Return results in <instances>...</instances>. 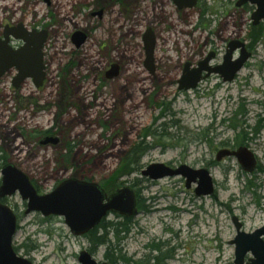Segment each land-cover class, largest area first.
I'll use <instances>...</instances> for the list:
<instances>
[{"label": "rangeland", "instance_id": "1", "mask_svg": "<svg viewBox=\"0 0 264 264\" xmlns=\"http://www.w3.org/2000/svg\"><path fill=\"white\" fill-rule=\"evenodd\" d=\"M37 1L0 0V35L6 25L30 26L37 20V24H61L59 37L65 41L73 30L87 31L97 25V19L91 21L88 14L96 11L98 5L107 12L106 28L114 22L132 25L135 20L131 13L135 0H55L60 6L57 15L46 2L35 7ZM162 1L169 3L166 11L172 25H165L167 15L162 14L159 5L148 18V23L158 30L156 55L163 68L161 79L156 82H144L146 77L137 76L142 72L138 66L143 56L134 28H128L121 36L112 35V44L121 45L124 51L121 61L129 65L116 84L104 86L94 79L102 73L105 63L98 48L92 45L93 35L108 38L106 32L90 34L80 54L69 50V54L57 57L53 71L73 59L79 64L74 77L89 75L90 80L82 82L85 101L76 102L71 115H63L56 122L58 113L52 103L57 97L56 85L36 96V103L45 106L38 110L31 99L35 94L31 83L15 93L12 76L0 80V184L2 168L11 162L34 179L43 192V188L50 190L54 180H46L52 167L46 166V157L40 154L36 130L58 128L57 132L63 133L67 141L83 139L86 144L71 155L72 176L89 177L109 193L130 185L140 199V214L127 224L129 233L120 244L110 236L116 249L109 259L105 246L96 248L93 253L97 262L156 264L153 257L162 255L161 264H234L236 245L232 241L238 234L233 218H239L246 233L264 227V21L254 26L251 16L256 6L237 8L239 0H200L196 8L186 13L177 11L168 0ZM225 4L230 6L228 15L223 12ZM201 18L209 26L192 38L189 31L201 23ZM226 26V38L238 36L255 54L237 78L220 89H215L218 80L214 78L199 92L179 91L174 82L178 79L176 65L181 74L184 63L204 47L212 32L209 29L222 34ZM136 31L142 32L143 28L139 26ZM215 42L222 47V59L225 45ZM54 81L60 83L58 78ZM243 132L247 134L245 145L258 158V169L253 173L244 170L236 157L215 160L224 144H244L239 137ZM155 163L210 167L217 186L215 195L198 197L197 184L188 189L181 176L149 180L142 171ZM3 201L18 217L13 244L20 248L19 255L34 264H81V251L92 248L87 237L76 236L63 217L27 214V201L19 193ZM117 216L110 214L107 222H118ZM156 245L160 251L153 249ZM251 257L248 254L246 261Z\"/></svg>", "mask_w": 264, "mask_h": 264}, {"label": "water", "instance_id": "2", "mask_svg": "<svg viewBox=\"0 0 264 264\" xmlns=\"http://www.w3.org/2000/svg\"><path fill=\"white\" fill-rule=\"evenodd\" d=\"M178 9H193L197 6L199 0H173ZM256 6V11L251 16L253 25L257 26L264 20V0H239L236 6L239 8L245 4ZM4 38L0 39V78L12 68L18 70L13 83L19 86L21 82L36 72L35 76L37 87L42 85L45 78L42 44L47 39V32L39 34V42L30 37L29 32L23 24H19L14 29H4ZM145 64L152 72L154 71L155 51L157 48L156 34L151 29L145 33ZM22 40L24 45L19 50H12L10 47V38ZM77 47L79 48L87 37L84 32L79 31L75 34ZM241 50L238 59L232 60L234 51ZM251 57L247 51L246 43L241 41L238 45H230L224 56V62L217 68H211L209 61L211 56L204 60L203 65L196 71V74L188 73L189 63L179 80L180 90L189 91L197 88L201 76L200 72L207 69L211 73L219 74L224 77L225 82H232L245 66L246 61ZM207 66V67H206ZM116 69L117 65H113ZM57 138L51 136L42 144L56 143ZM237 156L244 170L253 172L255 170L257 159L254 153L248 147H241L235 152L228 149L220 151L218 160L226 156ZM2 183L0 186V264H34L28 257L19 255L13 244L14 238L18 231V217L16 212L2 202L4 198L11 197L19 193L23 200L27 201L26 213L38 212L43 217L60 216L63 217L70 230L77 236L88 235L89 232L97 228L98 225L108 217L110 213L118 214L125 217L137 216L138 198L135 189L132 186H125L118 191L108 194L100 187L98 182L81 181L77 178L68 179L60 184L52 193L39 195L37 189L31 183L27 174L18 169L14 164L9 163L3 166ZM142 174L149 180H161V178L181 176L186 180V185L190 188L193 183L198 186L195 189L197 196H208L213 194V178L206 168L195 169L186 164L180 167H170L164 163H155L142 171ZM233 223L236 226L237 237L232 241L236 245L234 264H264V227L254 232L246 233L242 230L243 223L239 218L234 217ZM253 255L249 262L246 261L248 254ZM79 263L81 264H109L108 262H97L91 252L82 250L79 254Z\"/></svg>", "mask_w": 264, "mask_h": 264}, {"label": "flooded vegetation", "instance_id": "3", "mask_svg": "<svg viewBox=\"0 0 264 264\" xmlns=\"http://www.w3.org/2000/svg\"><path fill=\"white\" fill-rule=\"evenodd\" d=\"M42 1L44 3L46 2V4L48 6H52L54 13L57 15V7H58V9H60L59 8L60 6L56 5L55 0H38L35 7H38ZM168 1L170 2V4L173 3V6L179 12L186 13V10H189L187 8L180 10L175 5L173 0H168ZM134 2H135V6H134V9H132V11H131V13L133 12L135 14L134 15L135 20H133L134 25L133 24L129 25L128 22H124V23L114 22V23H111V25L109 24L110 26L108 28H106L107 26L105 25V20L107 17V12L104 8H102L98 4H96V5H98L96 11L92 10L88 14V16L90 15L92 17L91 21H95L97 19V21H96L97 25L93 24V27H91L87 31L82 30V29H75L69 35V37H68L69 39H67L65 41H61V38L59 37L60 31H61L60 26H62L61 24L56 25V26L43 25L42 23L37 24V20H35V22H33L30 26L25 25L24 27L29 32L28 35L30 37H32L33 39H35L36 43L40 41V39H39L40 32H43V31L47 32V37H46L47 40L45 42H43L42 47H41L42 56H43L42 60H43V64L45 67L44 68L45 78L42 81L43 83L41 86L37 87V82L35 81V76H38V74L34 71V72H32L30 77H28L26 80L21 82L19 86L16 87L15 84L13 83V81L16 78V76L19 75V72L15 68H12L8 71H5V74L0 78V80L2 81L4 79H6V77H9V75L12 76V78H11L12 82L11 83L13 84V88H14L15 93L19 92L25 85H28V83H31V85H30L32 87L31 91H33L35 93L31 99L33 102H35L38 110L39 109L43 110L45 108V106L40 105V103L39 104L36 103L38 100V98L36 96L39 94V92L46 91L47 89L49 90L50 87H54L56 85V87H58V90L55 91V92H57V97H56V100L52 102L53 107H55L57 109V113H58L56 115L55 120H54V122H56V120L59 117H60L59 119H61V117L63 115H71L70 111L72 108H74L76 106V102L82 103V100L85 101L86 96L83 94L81 95L82 89L84 88L82 86L83 85L82 82L84 81V79L90 80L89 75L85 76V78L80 77V76L74 77L75 72H76L75 69H76V67L79 68V64H75L72 61L73 59L72 60L69 59V63H67V64L63 65L61 63L59 68L57 69V71H53L57 57L69 54L68 53V52H70L69 50H75L76 54H78V53L80 54L81 51H84V49H85L84 46L87 44V42L90 38L89 37L90 34L93 35L94 32L96 33L97 31H99V32L101 31V35H102V34H105V32H106L107 33L106 35L108 36V38H103V36L101 38H99V36L93 35L94 41H93L92 45L94 47L98 48L99 55H100V57H102V60L105 63L103 70H102V73L101 74L97 73L94 76V79H96L100 85H104V86H106L108 84H110V85L116 84V83L120 82L121 79H123L124 75L127 73V67H129V65L126 64L124 62V60L121 61V58H123L121 56L124 53V51H122L121 45L118 44L119 46L116 47L112 44L113 43V41H112L113 36L112 35L114 33L116 35L121 36L122 33L126 32L128 28H131V29L134 28L135 29L134 35H136L137 37L140 38L139 39L140 40L139 45L141 47V53H142L143 58H142V63L138 67L142 70V72H140L137 76L138 77H144V78L146 77L145 79H143L144 82H146L148 80H151L152 82H156V81L160 80L161 77H159V73L162 72L163 68L158 65L157 55H156L157 49L159 47V44H158L159 37H158V32H157L158 30L155 27V25L148 23V18H149V15H152L155 12L157 6L159 5V6H161L162 14L167 15L165 25H168V26L172 25L169 22L171 19L170 17H168L169 12L166 11L169 7V5H168L169 3L166 2L167 3L166 4L165 1H162V0L160 2H158L156 0H135ZM198 4H199V2H198ZM245 5H247V4H245ZM243 6H241V7H243ZM223 9H224L223 10L224 14L228 15V13L230 11V6L227 7V4H225V8L223 7ZM200 21H201L200 24L193 26V29L191 31H189L190 36L192 38H193V35L198 30H201V29L207 30V28L209 26V24L206 23V21L203 18H201ZM263 21H261V22H263ZM252 24H253V21H252ZM18 25L19 24H17V25H15V24L14 25H6L4 27V29L8 28L11 30V29H14L15 27H17ZM139 26H141L143 28L142 32L136 31L137 27H139ZM227 28H228V26H226V29L223 30L222 34H218L215 30L209 29L212 32L207 35V37L205 39L206 43H205L204 47H202L200 50H198V52H196L197 54H195V56H193L187 62L184 63L181 74H179V65H176V73H177L178 79L175 80L174 82H175L176 86L178 87L179 91H182V90H180L179 80L182 77L181 75L183 74V72L187 66L186 64H188V63H189L188 73H190L192 75L196 74V71L199 68L205 67V65H203L201 63H203L204 60L209 58V56L212 57V59L209 61V66H211V68H217L221 64H223L224 56L226 55L227 50L229 49L230 45L231 46L232 45H238L239 42H241V41L246 43L247 51H249L251 53V57L246 61V64L252 58V56L255 54V51H253L252 47H250L246 41L242 40L238 36L237 37L231 36L230 38H226L224 36V34L227 33V30H228ZM148 29H151L153 31V33L156 34V38H157V44H156L157 48L155 51L156 58H155V63H154L155 68H154L153 72L145 64L146 56H145L144 41H145V35H146L145 33ZM79 31H82L85 33L87 40L78 48L77 47V39L75 37V34ZM3 38H4V32L0 35V39H3ZM10 40H11L10 41V47L14 51L19 50L24 45V42L22 40L14 39V38H12V36H11ZM215 41L222 42V45L223 44L225 45L224 52H226V53L222 59L220 58L221 52H219L220 48H222V47L220 46V43L216 44ZM207 49H208V51H207ZM191 54L193 55V52ZM240 55H241V50L237 49L236 51H234L232 60L238 59L240 57ZM113 65H117L116 69L113 67ZM55 68H57V67H55ZM207 74H208L207 69H205L199 73V75L201 76V79H200L199 83L197 84V88L194 89L195 91L199 92L200 88L204 84L210 82V80H212L214 78L216 80H218V82L215 84L216 85L215 89H220L225 83H227L224 81V77L222 75L211 73L210 76H207ZM238 74H236V76L234 77V79L232 81H234L237 78ZM55 78H58L60 83H58V82L56 83V81H54ZM93 100H95V102H97L96 96L93 97ZM117 108H118V106L115 107V109H117ZM38 114H40V111L38 112ZM57 130H58V128H47V129H43V128L41 129L40 128V130H36L37 136H38V144H39L40 149H41L40 154H42L43 157H46L45 158L47 160V161H45L46 166L49 165L52 167V172L49 175H47L46 181H53L54 180L53 186L50 187V190L43 188L44 189V192H43L40 189V187L38 186V184L35 182V180L31 179L30 176L26 173L28 178L31 180V183L35 187V189H37L39 195L52 193L56 187H58L60 184H62L64 181H66L68 179L77 178L81 181L95 182V181L91 180L89 177H86V176L84 177L83 175L74 174L72 176L71 155L74 154V150H77L79 148L84 149V147L86 146L84 140L80 139L81 141L77 140V141L69 142V141H67V139L65 138L63 133L62 134H61V132L58 133ZM51 136L57 138L58 141L56 143L42 144V141H44L45 139H47ZM246 136H247V134H246V132H244L243 133L244 144H242V145L229 146L228 144H224L225 147L222 149H219L216 152L215 160H217L218 162H222V161H224V158H235V157L237 158V156L235 155V156H226L222 160H218V154L220 151H223L224 149H228L231 152H235V151L239 150L241 147H245V146L248 147L247 145H245L246 144L245 141L247 138ZM206 138H207V136H206ZM50 149L51 150L56 149L57 151L53 150L49 156ZM249 149L253 152V150L251 148H249ZM254 155H255V153H254ZM255 158L257 159V164H256L255 170L253 172H255L258 169V158L256 156H255ZM9 163H11V162H9ZM5 165H7V164H5ZM172 167H174V166H172ZM174 168H176V167H174ZM203 168H206L208 171H210V174L213 178V182H214L213 192L214 193L211 195H208V196H214L216 193L215 191H216L217 186H216V182L214 180L211 168L207 167V166H203L202 168H195V169H203ZM253 172H250V173H253ZM58 175H59V177H58ZM194 184H197V183H193V185ZM99 185H100V187H102L106 191V189L102 186L101 183H99ZM193 185L190 188H188L187 185H186V187L188 189H191L193 187ZM0 186H1V184H0ZM197 186H198V184H197ZM41 191L43 193H41ZM106 193L111 194L113 192L109 193L108 191H106ZM136 196L138 198V204H137L138 211H139L138 214H140V206H139L140 199H139V196L137 195V193H136ZM202 197H204V196H202ZM3 200H2V202H4ZM110 214H114V213H110ZM116 215H118V214H116ZM118 216H121V215H118ZM121 217L131 220L132 217H135V216H130V217L121 216ZM107 218L108 217L104 218V220H107ZM104 220L102 222H104ZM158 248H159L158 245L153 246V249H155L156 251H159ZM90 249L91 248H89L87 251L91 252ZM91 253L94 256V253L93 252H91ZM114 253H115V251L112 250L110 255H113ZM108 259H109V257H108ZM100 262H103V261H100ZM104 262H108L109 264H111V261L109 262L107 260H104Z\"/></svg>", "mask_w": 264, "mask_h": 264}, {"label": "trees", "instance_id": "4", "mask_svg": "<svg viewBox=\"0 0 264 264\" xmlns=\"http://www.w3.org/2000/svg\"><path fill=\"white\" fill-rule=\"evenodd\" d=\"M256 36L257 35H254L253 38L255 39ZM243 133L239 134V137L242 139L244 138ZM117 218H120L118 222L115 221L107 222V220H104V222H102L97 228L93 229V231L88 233L86 237L87 240H89L92 244V248L90 249L91 252H94V250L96 248H99V246H105L107 251L106 256L110 257L111 251L114 248L116 249L115 245L112 243L110 236L113 235L120 244L123 238H125V236L129 233L130 229L127 228V224L130 221V219H125L121 216H117ZM15 249L16 251L20 250L19 247L18 248L15 247ZM122 259L125 262H129V260L126 259L125 257H122ZM152 260H155L156 264H161V262L163 261V257L162 255L154 256Z\"/></svg>", "mask_w": 264, "mask_h": 264}]
</instances>
